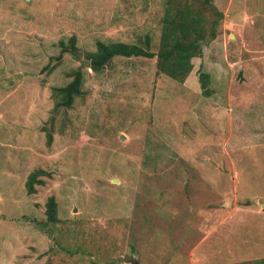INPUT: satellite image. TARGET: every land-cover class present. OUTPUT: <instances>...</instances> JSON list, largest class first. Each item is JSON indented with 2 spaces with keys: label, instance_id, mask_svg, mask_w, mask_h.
<instances>
[{
  "label": "rangeland",
  "instance_id": "rangeland-1",
  "mask_svg": "<svg viewBox=\"0 0 264 264\" xmlns=\"http://www.w3.org/2000/svg\"><path fill=\"white\" fill-rule=\"evenodd\" d=\"M206 1L0 0V264H264V0Z\"/></svg>",
  "mask_w": 264,
  "mask_h": 264
},
{
  "label": "trees",
  "instance_id": "trees-1",
  "mask_svg": "<svg viewBox=\"0 0 264 264\" xmlns=\"http://www.w3.org/2000/svg\"><path fill=\"white\" fill-rule=\"evenodd\" d=\"M206 1V0H205ZM207 4L210 3V0L206 1ZM189 8L188 5H182L180 7V14H183V19H186V22L183 23L180 20L170 22V28H173L174 33H178L180 31L181 35H188V38L192 37L193 35L200 34L202 29L199 21L196 22L194 18L189 16ZM175 20V18L173 19ZM169 27V26H168ZM195 30V34L192 31ZM167 35H170L167 33ZM203 39V36L201 37ZM200 39V40H201ZM194 40L192 45L181 46L180 44L173 47L175 52L179 53H186L189 50H199L202 47V41ZM74 41L73 38L71 40V45H65L62 42L63 48L61 54L59 55V59L62 58L63 53L66 51L74 52ZM149 43V38H147ZM116 56H146V57H155L156 54L154 52L145 50L141 45L137 44H130L126 42H97V49L92 51L88 54V59L90 60V68L96 72H102L107 64L116 57ZM83 83H84V72L80 68H77L73 72V79L72 81L68 82L65 86L56 89L55 96L57 99L56 106L58 107H71L76 99V97L84 96L85 92L83 90ZM51 140V135L49 136ZM44 170H36L30 174L27 182L26 187L29 193H33L35 191V184L42 182L40 176L44 173ZM55 197H50L47 201V215H48V222H55L58 220V205ZM47 222V223H48Z\"/></svg>",
  "mask_w": 264,
  "mask_h": 264
},
{
  "label": "water",
  "instance_id": "water-1",
  "mask_svg": "<svg viewBox=\"0 0 264 264\" xmlns=\"http://www.w3.org/2000/svg\"><path fill=\"white\" fill-rule=\"evenodd\" d=\"M87 63H88V64H90V62H89V61H87ZM122 138H123V137H122Z\"/></svg>",
  "mask_w": 264,
  "mask_h": 264
}]
</instances>
